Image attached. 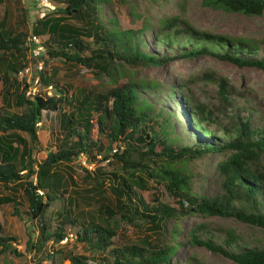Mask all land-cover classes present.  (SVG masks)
I'll use <instances>...</instances> for the list:
<instances>
[{"label":"trees","instance_id":"obj_1","mask_svg":"<svg viewBox=\"0 0 264 264\" xmlns=\"http://www.w3.org/2000/svg\"><path fill=\"white\" fill-rule=\"evenodd\" d=\"M100 1L64 0L65 5L58 9L56 15L35 19L29 35L20 28L19 21L15 25L18 29L12 30L5 27L3 19L0 20V184L9 191L0 198V203H10L14 214H23L39 222L38 241L51 235L61 239L64 237L63 226L69 224L74 228L75 239L104 254L91 259L80 254H69L66 264H169L183 242L176 239L180 232L176 224L172 227L170 240H165V222L171 218L175 222L181 216L192 213L231 215L264 230V167L262 164L256 165L264 154V130L250 128L244 122L237 130L217 138L218 141L198 139L195 137L197 131L203 135L210 133L200 125L203 106L197 102L191 105L178 94L179 106L174 114L179 117L185 114L193 137L181 141L175 135L170 119L158 121L154 114V102L148 101L139 92L144 88L155 90L158 84L153 80L128 79L105 91L77 93L70 84L59 82L53 75L40 73V82L44 86L50 85L55 93L37 91L24 96L26 82L20 84L13 76L19 75L18 72L25 68L23 61L29 48L28 42H32L29 39L31 35H46V40L42 41L46 59L80 65L92 70L96 76H107L109 81H115L122 74L114 66V61L126 62L131 67L137 64L156 65L175 56L190 57L202 52L238 65H255L264 69V51L260 57L249 54L256 48L254 41L199 32L183 20H178L183 24V28H180L182 38H178L177 29L169 31L175 25V17L161 20V29L164 26L167 31L164 35L158 32L154 37L155 41L163 40L168 45L176 43L178 52H147L142 48L145 41L140 35L148 24L140 22L137 28H103L97 18ZM201 2L213 8L246 15H259L264 11V0ZM84 36L91 38L92 47L90 42L82 40ZM204 75L210 77L208 73ZM216 83L218 92L225 99L226 79L219 77ZM6 106L22 108L8 112L5 111ZM192 108H196L199 115ZM51 111H59L55 149L48 151L34 167L30 156L31 147L36 141L35 123L41 119L42 113L44 118ZM159 113L156 111V114ZM93 121L96 130L92 134ZM20 133H25L27 139ZM113 147L115 150L111 151ZM224 150H228V154L215 164L222 174L224 190L214 196L191 190L188 163L207 153ZM80 154L90 164L95 160L108 161L112 157L121 170L120 173L110 172V177H107V188L113 196L112 206L103 204L100 195L106 177L84 174L82 176L93 181L92 185L82 194L72 190L74 198L88 205L92 202L97 204L96 216L87 215L81 210L73 212L69 208L70 198L62 197L69 182L61 170V163L72 162ZM79 165L85 173L90 172L80 162ZM149 182L161 188L167 201L146 198ZM19 190L26 201L25 205L16 199V191ZM54 200L59 201V211L54 215L58 218V226L49 231V216L44 220L43 215ZM115 213H118L120 220L132 224L135 230L142 229V224H146L142 237L136 242L114 246L111 237L117 221L111 217ZM227 235L228 238L224 239L227 247L194 233H190L187 240L211 252L221 253L239 264H264V246L239 247L233 235L230 232ZM14 239V236L2 232L0 224V253L11 251L18 255L11 244ZM39 246L30 245L36 249ZM45 257L50 258L51 253H45ZM51 264L65 263L59 261Z\"/></svg>","mask_w":264,"mask_h":264},{"label":"rangeland","instance_id":"obj_2","mask_svg":"<svg viewBox=\"0 0 264 264\" xmlns=\"http://www.w3.org/2000/svg\"><path fill=\"white\" fill-rule=\"evenodd\" d=\"M100 4L101 8L97 18L103 28L107 29L113 26H117L118 29L137 28L140 22L148 24L140 35V38L145 41L142 48L147 52L158 54H175L178 52L175 47L176 43L168 45L163 40L155 41L154 37L158 32L163 35L166 33L167 29L164 26L161 29L160 22L170 17L177 18L174 22L175 25L170 27L169 31L177 29L178 38H182L180 28H183V24L178 23V20H183L199 32H210L222 34L229 38L254 41L256 48L249 53L254 57H260L264 51V11L259 15H246L213 8L203 4L201 0H102ZM64 5V0H47L44 6H41L38 0H0V20L3 19L5 27L12 30L18 29L15 25L19 21L20 28L29 35L32 22L40 17L39 13L42 10L45 13L42 17L54 16L59 12L58 9ZM45 38L46 35H40L35 37L34 43L28 42L29 48L26 50L23 61L25 69L18 73L19 75L13 76L20 84L23 81L26 82L25 97L37 91L55 93L54 90L51 91L50 85L44 86L40 82L38 79L40 73L51 77L53 75V78L59 82L70 84L77 93L105 91L112 85H120L128 79L136 81L139 79L153 80L158 84L155 90L144 88L139 92L148 101L154 102V114L158 121H163V118L170 119L174 133L181 141L183 139L191 140L193 137L189 132L192 128L185 120V114L180 117L174 114L177 106H179L176 97L178 94L183 96L185 101L191 105L197 102L203 106L200 111L202 113L200 125L209 130L210 133L203 135L197 131L195 137L198 139L218 141L217 138L224 137L226 132L237 130L244 122H247L250 128L264 130L263 68L248 64L238 65L202 52L190 57L175 56L156 65L137 64L131 67L126 62L114 61V66L122 74L115 78V81H109L107 76H96L92 70L80 65H67L58 59H46L45 48L42 44ZM82 40L90 42V47H92L93 43L90 37L84 36ZM37 46L38 53L33 54L32 48L36 49ZM44 60H46L45 63ZM131 69L133 70L132 73L130 72ZM205 73L210 74V77H206ZM219 77H223L227 81L225 99L218 92L216 82ZM1 86L0 81V88ZM169 92L171 93L169 94ZM21 108V106L19 108L6 106L5 111L16 112ZM156 111L160 112L159 115L156 114ZM192 111L199 115L196 108H192ZM58 112H47L44 118L42 113L41 119L36 124V141L33 146L31 145L30 156L34 167L45 157L48 151L55 149ZM94 119L95 114L93 113L92 120ZM95 130L96 126L93 121L92 134ZM20 134L27 139L25 133ZM228 152V150H224L207 153L192 159L188 163L191 190L206 196L219 195L224 190L222 174L218 172L215 164L220 159L225 158ZM80 158H76L72 162L61 163V170L69 182L62 197L64 199L70 198L69 208L73 212L81 210L87 215L96 216L97 204L92 202L88 205L80 199L74 198L72 190L82 194L85 189L92 185L93 181L89 180L87 176H82L84 174L106 177L100 195L103 197V204L112 206L113 196L107 188V177H110V172L120 173L121 170L119 164L110 157L108 161L95 160L90 169L85 167L90 170V172L85 173L79 165ZM85 162L87 161L85 160ZM261 164L264 167V154L259 157L256 165L261 166ZM6 194H9V191L0 184V198ZM145 194L147 199L156 198L161 202L167 201V197L161 188L152 182L148 183ZM16 199H20L24 205L26 204L20 190L16 191ZM58 211V200L52 201L44 211V220L49 216V231L58 226L56 223L58 218L54 217ZM111 219L117 221L115 233L111 237L114 246L136 242L138 238L142 237L146 224H142V229L135 230L132 224L120 220L118 213H115ZM0 224L4 234L14 236L15 239L11 244L18 252V255L11 251L0 253V263L51 264L61 261L66 264L69 254H80L89 257V259L104 255L102 252L88 248L84 242L75 239L72 232L74 228L69 224L63 226L64 237L61 239L53 238L51 235L43 241H38L39 222L29 219L23 214H14L10 203H0ZM174 224L180 230L176 239L183 243L178 246L169 264H239L221 253L211 252L202 245L189 243L187 239L190 233L210 239L224 247H227L224 239L228 238V232L233 235V239L239 244V247L242 245L264 246V230L260 226L241 221L231 215L192 213L181 216L175 222L173 218L168 219L164 225L166 241L170 240ZM37 244L40 245L38 249L30 247V245L36 246ZM45 253H51V257H45Z\"/></svg>","mask_w":264,"mask_h":264},{"label":"built area","instance_id":"obj_3","mask_svg":"<svg viewBox=\"0 0 264 264\" xmlns=\"http://www.w3.org/2000/svg\"><path fill=\"white\" fill-rule=\"evenodd\" d=\"M39 1V3H40V5L41 6H44L45 4H46V2H47V0H38ZM43 9V8H42ZM40 15V17L41 16H43V14H44V10H42L40 13H39ZM35 37H37V36H35V35H31L30 37H29V39L33 42L34 40H35ZM40 45V44H39ZM32 51H33V54H37L38 53V46L36 47V49H34V48H32ZM25 69V68H24ZM23 69V70H24ZM22 70V71H23ZM22 71H19L18 73H21ZM26 71V70H25ZM49 91H50V89H49ZM47 94H50V92L49 93H47ZM115 150V148H112L111 149V151H114ZM99 156V155H98ZM80 157H82V158H80ZM78 158H80L79 159V162L81 163V165L83 166V167H86V168H88V169H90L91 168V164L90 163H87V162H85V156L84 155H82V154H80L79 156H78ZM40 193V192H39Z\"/></svg>","mask_w":264,"mask_h":264},{"label":"clouds","instance_id":"obj_4","mask_svg":"<svg viewBox=\"0 0 264 264\" xmlns=\"http://www.w3.org/2000/svg\"><path fill=\"white\" fill-rule=\"evenodd\" d=\"M37 124V122L35 123V125ZM113 148H115V147H113Z\"/></svg>","mask_w":264,"mask_h":264}]
</instances>
